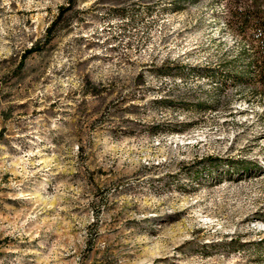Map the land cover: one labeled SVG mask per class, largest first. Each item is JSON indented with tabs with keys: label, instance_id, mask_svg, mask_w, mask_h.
Listing matches in <instances>:
<instances>
[{
	"label": "rangeland",
	"instance_id": "374dc122",
	"mask_svg": "<svg viewBox=\"0 0 264 264\" xmlns=\"http://www.w3.org/2000/svg\"><path fill=\"white\" fill-rule=\"evenodd\" d=\"M173 1L0 0V264H264L262 99Z\"/></svg>",
	"mask_w": 264,
	"mask_h": 264
},
{
	"label": "trees",
	"instance_id": "16d2710c",
	"mask_svg": "<svg viewBox=\"0 0 264 264\" xmlns=\"http://www.w3.org/2000/svg\"><path fill=\"white\" fill-rule=\"evenodd\" d=\"M60 11L71 6L72 0ZM225 25L239 42L237 53L217 64L192 66L198 75L209 78L216 87L227 84L247 89L261 98L264 112V0H223ZM177 7V2H172ZM56 21V20H55ZM30 51V50H29Z\"/></svg>",
	"mask_w": 264,
	"mask_h": 264
}]
</instances>
